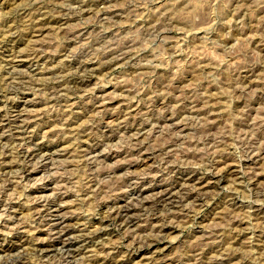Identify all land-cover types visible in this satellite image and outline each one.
I'll list each match as a JSON object with an SVG mask.
<instances>
[{
    "label": "rangeland",
    "instance_id": "rangeland-1",
    "mask_svg": "<svg viewBox=\"0 0 264 264\" xmlns=\"http://www.w3.org/2000/svg\"><path fill=\"white\" fill-rule=\"evenodd\" d=\"M16 1L0 0V248L30 239L0 264H264V0ZM119 199L132 222L106 220ZM62 225L77 248L35 250Z\"/></svg>",
    "mask_w": 264,
    "mask_h": 264
},
{
    "label": "bare ground",
    "instance_id": "bare-ground-1",
    "mask_svg": "<svg viewBox=\"0 0 264 264\" xmlns=\"http://www.w3.org/2000/svg\"><path fill=\"white\" fill-rule=\"evenodd\" d=\"M14 1V0H13ZM16 1V0H15ZM18 1V0H17ZM16 1V2H17ZM14 3V2H13ZM89 6V5H88ZM87 7V6H86ZM76 8V7H75ZM42 11V10H41ZM103 12V11H102ZM75 14V13H74ZM116 16V15H115ZM1 18V17H0ZM50 19H54V18H50ZM57 21H60L59 19L58 20H53V22L57 23ZM65 21V20H64ZM51 22V21H49ZM13 23V22H12ZM67 23V22H66ZM54 25V24H53ZM57 26V25H56ZM5 28V27H4ZM169 29V28H168ZM59 30V29H58ZM71 34V33H70ZM32 35L33 33H28V36L27 38L30 37L32 38ZM14 43V42H13ZM97 52V51H96ZM126 55V54H125ZM117 58H120V57H117ZM123 58V57H122ZM112 63V62H111ZM36 64V63H35ZM87 67V66H86ZM90 67V66H89ZM35 68V67H34ZM33 69V68H32ZM80 69V68H79ZM88 69V68H87ZM92 69V67H91ZM98 69V68H97ZM88 71V70H87ZM82 73V72H81ZM14 74V73H13ZM40 74V73H39ZM91 74V72H90ZM82 75V74H81ZM23 79V78H22ZM11 80V79H10ZM79 81V80H78ZM57 83V82H56ZM14 84V83H13ZM82 84V83H80ZM17 85V84H16ZM31 85V84H30ZM77 86V85H76ZM79 86V85H78ZM15 87V86H14ZM27 88V87H26ZM58 90V89H57ZM59 91V90H58ZM63 91V90H61ZM54 94V93H53ZM60 94V93H59ZM70 97V96H69ZM33 99V98H32ZM28 103V101H25ZM23 105V104H22ZM3 123V122H2ZM103 139V138H102ZM55 151V150H54ZM37 153V152H36ZM29 158L31 156H33V152L29 153ZM42 154H45V153H42ZM41 155V154H40ZM28 156V155H27ZM25 166V165H24ZM126 166V165H125ZM4 171V170H3ZM229 171V170H228ZM8 175V174H7ZM104 177V176H103ZM188 180V178H187ZM196 179L194 177H191L189 178V182H194ZM198 182V181H197ZM199 183V182H198ZM178 184V183H176ZM201 184V183H200ZM203 184V183H202ZM128 185V184H127ZM182 185H186V184H182ZM195 185V184H194ZM179 186V185H178ZM178 186L177 185H171V186H167L168 189H164V190H160L158 192V198H156L155 202H162L163 200H167V201H170V203L172 204V200L175 198V193H177V189H178ZM198 186V185H197ZM183 186H181L182 188ZM187 187V186H186ZM185 186L183 188H186ZM165 188V187H164ZM179 188V189H181ZM183 190V189H182ZM149 191H154V188H151L149 189ZM200 191V190H198ZM140 197H143L145 193H147L146 191H142L140 192ZM188 193V192H187ZM181 193H179L180 195ZM184 194V193H182ZM139 195V194H138ZM152 195V194H151ZM182 196V195H181ZM135 197V196H134ZM148 197V196H147ZM180 197V196H179ZM152 198V197H151ZM177 198V197H176ZM184 198V197H183ZM146 199V198H145ZM152 200V199H151ZM154 201V200H153ZM142 203V202H141ZM152 204V203H150ZM154 204V203H153ZM115 205H116V211L114 210V212H111L109 215H107L106 217V220L107 221H115V222H132V215H133V212H136V206L134 205H129V204H124L123 200L119 199L115 202ZM142 207H144L146 204L145 203H142L141 204ZM140 205V206H141ZM151 206V205H150ZM147 205V207H150ZM153 206V205H152ZM141 207V208H142ZM146 207V206H145ZM144 207V208H145ZM110 208V207H109ZM151 209V208H150ZM40 211V210H39ZM111 211V210H110ZM47 216V215H46ZM134 216V215H133ZM142 218V217H141ZM70 221V220H69ZM107 221H105V223H107ZM104 222V221H103ZM65 224V223H64ZM70 225V224H69ZM79 225V224H78ZM64 225H62V227L58 226V231H57V237H55V239H51V241H47L46 243L44 242H40L35 246V250H37L38 252H41V253H44V252H48L50 249H52L53 247L55 246H59L61 245L63 249H67V250H70L72 249L73 247H75L78 242L77 240L75 239H72L70 236L72 235V233H74L73 231H71L70 229H68L67 227H63ZM67 226V225H66ZM87 226V225H86ZM161 230V229H160ZM98 231V230H97ZM55 235V234H54ZM74 235V234H73ZM76 236V235H75ZM94 236H96L95 233H93L92 235L90 234V236L88 235H83V236H80V240H78L79 242L81 241L82 243H90L91 242V238H93ZM79 238V237H78ZM15 242L11 245H7V246H2V248H0V251H3L4 253H11V252H14L16 251L17 249L20 248H23L25 247L26 245H28L29 243V240L30 238H28L26 235H21V237H16L15 238ZM145 251H149L151 250L153 247H154V241H151V242H148L147 244H145ZM59 246V247H61ZM79 246V245H78ZM77 246V247H78ZM75 247V248H77ZM144 249V248H143ZM50 252V251H49ZM64 252V251H63ZM141 253V252H140ZM136 256V255H135ZM132 257V256H131ZM134 260V256L131 258V259H128L125 263H120V264H127V262L130 261L133 262ZM23 261V260H22ZM215 261V260H214ZM15 262V261H14Z\"/></svg>",
    "mask_w": 264,
    "mask_h": 264
}]
</instances>
